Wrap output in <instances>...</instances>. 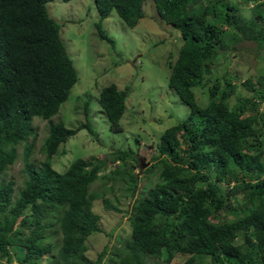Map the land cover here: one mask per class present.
<instances>
[{"label": "trees", "instance_id": "1", "mask_svg": "<svg viewBox=\"0 0 264 264\" xmlns=\"http://www.w3.org/2000/svg\"><path fill=\"white\" fill-rule=\"evenodd\" d=\"M48 1L0 0V175L17 158L20 142L25 174L16 190L11 180L0 179V257L10 261L7 246L19 245L20 264H98L105 247L92 261L84 252L93 232L110 235L91 209L99 200L105 210L125 214L129 225L126 239L105 264H147L150 257L169 264H264V109H258L264 107V75L254 76L256 85L249 78L240 82L251 96L238 98L234 105L228 99L237 75L225 70L222 83L206 84L209 64L224 48V26L234 41L251 40L264 51V0H241L252 4L247 17L226 0H151L158 18L180 34L176 57L167 61V86L189 112L159 134L158 158L145 168L154 180L135 197L138 174L127 160L136 165L130 151L113 153L121 161L110 175L98 174L105 160L77 158L61 173L48 163L57 146L78 129L92 132L87 121L74 129L60 120L52 122L76 72L59 25L46 12ZM92 1L99 20L114 11L133 28L143 17L146 0ZM218 6L221 11L216 13ZM210 13L219 24L206 21ZM251 23L258 24L249 27ZM95 29L99 38L110 40L97 22ZM197 85L206 94L201 106L192 91ZM125 97L126 91L113 83L98 91L99 107L113 131L119 128ZM33 117L47 122L40 148L46 161L38 168L30 161L32 141L26 142ZM116 175L133 198L124 210L114 204L115 197L112 203L106 196L118 183ZM96 180L102 181L98 190L92 187ZM51 236L58 239L54 255ZM176 255L181 260L173 262Z\"/></svg>", "mask_w": 264, "mask_h": 264}, {"label": "rangeland", "instance_id": "2", "mask_svg": "<svg viewBox=\"0 0 264 264\" xmlns=\"http://www.w3.org/2000/svg\"><path fill=\"white\" fill-rule=\"evenodd\" d=\"M224 1V0H222ZM230 4H237L242 16L249 15L251 3L241 0H226ZM221 2V0L219 1ZM187 8V5L186 7ZM45 9L50 18L59 25V36L76 72V81L71 86L67 98L60 104L58 113L52 117V122L57 120L68 128H74L79 123L87 121L92 132L79 129L73 136L61 142L50 158L51 167L61 173L67 165L77 158H94L100 161L106 160L105 167L110 165L115 150H130L138 158L137 163L131 159L129 163L132 172L137 171V187L133 197L139 195L142 186H151L154 177L140 164L153 163L157 156L159 134L166 128L186 118L189 106L177 95L176 91L167 86L169 68L167 61H173L181 44L180 34L177 29L164 23L154 12L151 0L143 4V17L139 19L133 28L126 27L116 16L114 11L102 20H99L92 0H52L45 3ZM190 8H188V11ZM195 13L201 11L198 5L192 6ZM221 11L218 6L216 13ZM206 21L219 24L211 13L205 16ZM218 20V21H217ZM110 38L109 41L98 37L95 23ZM258 23H251L249 27ZM222 40L224 48L219 50L215 61L209 64L211 73L206 77L207 86L214 80H221L222 73L227 70L231 75L236 89L228 99L229 105H234L238 98L251 96L240 84L249 78V83L255 84L256 75H264V51L255 48L251 40L235 39L231 30L224 26ZM232 37V38H231ZM113 83L118 89L126 91L124 99V111L118 121L117 130L109 129V124L104 112L98 104V91L101 87ZM204 87H192L194 99L199 105L206 102ZM262 110L264 107L258 106ZM85 112L86 114H84ZM252 110L249 108L248 113ZM30 126L32 133L26 142L32 141L30 161L33 166L39 167L41 161H46L45 154L41 152V143L47 132V122L33 117ZM264 134V133H262ZM23 144L16 145L17 158L7 167L0 179L11 180L16 190L21 186L25 174L22 171L23 162L21 152ZM128 163V161H127ZM128 163V164H129ZM121 166V165H120ZM104 167V166H103ZM157 171L155 167H152ZM141 171V173H140ZM145 171V173H144ZM99 174H107L103 169ZM110 175V173H108ZM118 175L114 179L118 181L112 185L113 191L106 196L120 210H124L132 201L130 192L123 190V184L119 183ZM102 181H94L92 187ZM108 184V183H106ZM115 197L114 202L111 199ZM99 215L100 227L110 233L107 237L103 233L93 232L85 240V256L89 260H95L97 254L105 247L98 264H105L111 255V251L121 247L127 237L128 221L125 214L101 207L99 200L91 205ZM25 212V210L23 211ZM57 236V235H56ZM51 236V253L57 250L58 239ZM10 261L6 257H0V264H20L17 257L23 253V247L19 245L7 246ZM47 255L43 257L45 260ZM53 258V257H52ZM176 255L173 262L180 261ZM207 261V260H206ZM41 261L40 264H52ZM147 264H169L161 259L149 258Z\"/></svg>", "mask_w": 264, "mask_h": 264}, {"label": "clouds", "instance_id": "3", "mask_svg": "<svg viewBox=\"0 0 264 264\" xmlns=\"http://www.w3.org/2000/svg\"><path fill=\"white\" fill-rule=\"evenodd\" d=\"M217 80H219V79H217ZM214 81H215V80H214ZM214 81H213V82H214ZM213 82H212V83H213ZM212 83H211V84H212ZM246 98H250V96H249V97H246ZM196 103H197V102H196ZM198 105H199V104H198ZM200 106H201V105H200ZM260 110H261V109H260ZM188 112H189V111H188ZM186 117H187V116H186ZM39 119H40V118H39ZM41 120H42V119H41ZM44 121H45V120H44ZM79 124H80V123H79ZM79 124H78V125H79ZM63 125H64V124H63ZM78 125H76V126H78ZM76 126H75V127H76ZM64 127H65V128H68V127H66L65 125H64ZM75 127H74V128H75ZM74 128H71V129H74ZM81 129H82V128H81ZM84 129H85V128H84ZM78 130H79V129H78ZM78 130H77V131H78ZM77 131H76V132H77ZM86 131H87V130H86ZM91 131H92V130H91ZM76 132H75V133H76ZM87 132H88V131H87ZM88 133H89V132H88ZM30 135H31V134H30ZM46 135H47V132H46ZM46 135L44 136V138L46 137ZM73 135H74V134H73ZM73 135H72V136H73ZM28 137H29V135H28ZM28 137H27V138H28ZM44 138H43V139H44ZM68 138H69V137H68ZM68 138H67V139H68ZM26 140H27V139H26ZM42 141H43V140H42ZM29 142H30V141H29ZM20 143H21V142H20ZM22 144H23V143H22ZM41 144H42V143H41ZM16 145H17V144H16ZM57 147H58V146H57ZM56 150H57V148H56ZM56 150H55V151L49 156V158L47 159L49 164H50V158H51V156H52L54 153H56ZM115 151H116V150H115ZM117 151H118V150H117ZM125 151H130V150H125ZM130 152H131L132 155L135 154V153H132V151H130ZM42 153H43V152H42ZM157 153H158V152H157ZM44 154H45V153H44ZM157 155H158V154H157ZM82 159H83V158H82ZM111 160H112L111 163L113 164V166H111V164H110V165H108V166L105 167L106 160H105V163H104V167L101 166V170L103 169L104 172H107L106 175H108V173H111L112 170H116L115 165H118V164L120 163V161H121V160H115L113 157L111 158ZM135 160H136L137 168H138V165H139L138 158L135 159ZM41 162H42V164L44 163V161H41ZM154 162H155V161H154ZM154 162H153V163H154ZM153 163H148V162H146V164H140V168H142V166H144V165H145V168H147V167H151V165H153ZM50 166H51V165H50ZM68 166H69V164L67 165V167H68ZM119 166H120V165H119ZM67 167H66V168H67ZM154 167H155V166H154ZM51 168H52V167H51ZM66 168H65V169H66ZM145 168H144V169H145ZM52 169H53V168H52ZM65 169H64V170H65ZM53 170H54V169H53ZM64 170H63V171H64ZM138 170H142V169H139V168H138L137 171H138ZM56 172H57V171H56ZM140 173H141V171H140ZM98 174H99V173H98ZM99 175H101V174H99ZM228 185H229V186L232 185V182H230Z\"/></svg>", "mask_w": 264, "mask_h": 264}]
</instances>
